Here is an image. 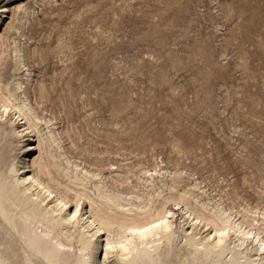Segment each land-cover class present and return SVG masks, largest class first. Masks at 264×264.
Instances as JSON below:
<instances>
[{
    "label": "rangeland",
    "instance_id": "374dc122",
    "mask_svg": "<svg viewBox=\"0 0 264 264\" xmlns=\"http://www.w3.org/2000/svg\"><path fill=\"white\" fill-rule=\"evenodd\" d=\"M34 7L19 39L25 91L72 159L181 169L222 205L264 208V0Z\"/></svg>",
    "mask_w": 264,
    "mask_h": 264
},
{
    "label": "bare ground",
    "instance_id": "6f19581e",
    "mask_svg": "<svg viewBox=\"0 0 264 264\" xmlns=\"http://www.w3.org/2000/svg\"><path fill=\"white\" fill-rule=\"evenodd\" d=\"M41 2L0 10V264H264V208L222 205L181 169L104 173L67 154L23 82L21 27Z\"/></svg>",
    "mask_w": 264,
    "mask_h": 264
}]
</instances>
